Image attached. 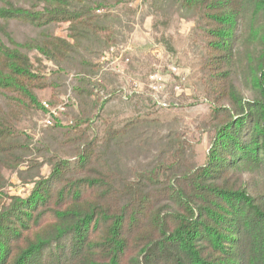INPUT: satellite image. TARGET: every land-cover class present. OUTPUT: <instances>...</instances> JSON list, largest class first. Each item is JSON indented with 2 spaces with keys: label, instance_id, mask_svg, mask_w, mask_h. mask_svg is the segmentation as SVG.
Masks as SVG:
<instances>
[{
  "label": "trees",
  "instance_id": "trees-1",
  "mask_svg": "<svg viewBox=\"0 0 264 264\" xmlns=\"http://www.w3.org/2000/svg\"><path fill=\"white\" fill-rule=\"evenodd\" d=\"M133 1L0 0V264H264V0H146L201 33L214 107L199 166L176 130L154 141L130 121L99 144L81 129L97 117L94 61L116 40L109 10ZM14 24L34 35L18 40ZM60 24L66 38L54 35ZM33 52L58 75L80 74V115L59 143L71 155L46 160V177L16 129L50 86ZM25 162L18 174L32 188L10 196L3 171Z\"/></svg>",
  "mask_w": 264,
  "mask_h": 264
},
{
  "label": "rangeland",
  "instance_id": "rangeland-1",
  "mask_svg": "<svg viewBox=\"0 0 264 264\" xmlns=\"http://www.w3.org/2000/svg\"><path fill=\"white\" fill-rule=\"evenodd\" d=\"M109 12L119 20L116 40L94 61L95 72L88 79L96 86L92 100L96 105L93 115L97 117L82 124L81 129L89 128L88 136L99 144L108 128L121 129L130 121H135L137 127L132 134L143 132V137L151 135L154 141L176 130L188 147V160L197 166L203 164L212 137L208 121L214 98L205 84L204 43L195 22L176 13L154 15L146 0H135ZM67 27L56 26L54 35L66 38ZM13 30L18 40L34 35L29 27L19 24H14ZM29 56L50 86L36 92L40 109L25 111L16 129L27 139L31 150L26 160L42 164L39 174L46 177L51 170L46 160L52 155H71V148L59 143L66 139L67 129L80 115L73 90L80 74L70 71L58 75L51 63L43 61L38 65L35 52ZM155 152L154 145L138 160L146 164ZM28 165L23 163L17 172L3 171L8 195L29 194L32 184L18 174L28 172Z\"/></svg>",
  "mask_w": 264,
  "mask_h": 264
},
{
  "label": "built area",
  "instance_id": "built-area-1",
  "mask_svg": "<svg viewBox=\"0 0 264 264\" xmlns=\"http://www.w3.org/2000/svg\"><path fill=\"white\" fill-rule=\"evenodd\" d=\"M111 64H114V63H111ZM115 70H118V69H115ZM119 72V71H118ZM43 107L45 108V109H49V107L46 105V104H43ZM58 109L59 110H63V108L62 107H58ZM48 123H49V121H48Z\"/></svg>",
  "mask_w": 264,
  "mask_h": 264
}]
</instances>
